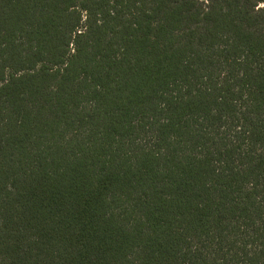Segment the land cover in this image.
I'll return each instance as SVG.
<instances>
[{
    "label": "trees",
    "instance_id": "1",
    "mask_svg": "<svg viewBox=\"0 0 264 264\" xmlns=\"http://www.w3.org/2000/svg\"><path fill=\"white\" fill-rule=\"evenodd\" d=\"M264 0H0V264H264Z\"/></svg>",
    "mask_w": 264,
    "mask_h": 264
},
{
    "label": "rangeland",
    "instance_id": "2",
    "mask_svg": "<svg viewBox=\"0 0 264 264\" xmlns=\"http://www.w3.org/2000/svg\"><path fill=\"white\" fill-rule=\"evenodd\" d=\"M262 5H264V3H262Z\"/></svg>",
    "mask_w": 264,
    "mask_h": 264
}]
</instances>
